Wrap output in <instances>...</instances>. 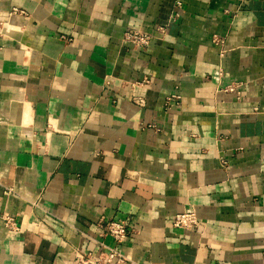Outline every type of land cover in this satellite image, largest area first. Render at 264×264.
<instances>
[{
  "label": "crops",
  "instance_id": "obj_1",
  "mask_svg": "<svg viewBox=\"0 0 264 264\" xmlns=\"http://www.w3.org/2000/svg\"><path fill=\"white\" fill-rule=\"evenodd\" d=\"M1 19L0 264L99 243L129 264H264V0H0ZM189 209L201 233L174 228ZM108 221L134 232L116 245Z\"/></svg>",
  "mask_w": 264,
  "mask_h": 264
},
{
  "label": "built area",
  "instance_id": "obj_2",
  "mask_svg": "<svg viewBox=\"0 0 264 264\" xmlns=\"http://www.w3.org/2000/svg\"><path fill=\"white\" fill-rule=\"evenodd\" d=\"M228 1H236V0H228ZM243 2L244 0H237ZM6 18H16L22 17L26 18L28 13L24 10L14 8L10 12L5 13ZM5 20H0V25L6 24ZM157 33L159 35H164L166 33V27H159L157 29ZM124 42L129 43L133 46L134 49L139 51L145 50L150 46V43L153 39V36L150 33H147L140 29H128L124 33ZM71 41V40H69ZM214 44L220 46L223 44V41L219 38H215ZM226 51L221 52V56L223 57ZM223 77V73L219 72V79ZM143 83H148L147 80H144ZM240 83L234 82L230 83L226 86H219L217 93H225L236 95L239 99L241 97V92L239 90ZM181 100V96L177 93L171 94L165 99L164 108L167 112L171 111L174 105H177ZM138 106H143V101L135 102ZM148 128L156 129L155 126L149 125ZM221 163L224 168L229 167V161L227 158H221ZM103 227V237L111 238L116 245L123 244L129 236L134 232V229L130 227L124 221H108L102 222ZM5 226L11 231H17L16 223L12 219L5 220ZM174 228L178 230H182L185 232L192 233H201L202 223L198 218V215L195 210L189 209L184 213L178 214L173 223ZM102 247L103 251L99 254H96L94 251L84 252L80 249H77L75 254V263L74 264H129L131 259L121 253L116 248H108L104 243H99ZM107 250V251H106Z\"/></svg>",
  "mask_w": 264,
  "mask_h": 264
}]
</instances>
